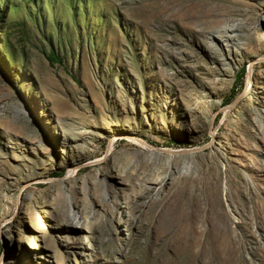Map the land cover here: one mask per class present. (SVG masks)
Instances as JSON below:
<instances>
[{
  "label": "rangeland",
  "instance_id": "1",
  "mask_svg": "<svg viewBox=\"0 0 264 264\" xmlns=\"http://www.w3.org/2000/svg\"><path fill=\"white\" fill-rule=\"evenodd\" d=\"M261 126L264 0H0V264H264Z\"/></svg>",
  "mask_w": 264,
  "mask_h": 264
},
{
  "label": "bare ground",
  "instance_id": "2",
  "mask_svg": "<svg viewBox=\"0 0 264 264\" xmlns=\"http://www.w3.org/2000/svg\"><path fill=\"white\" fill-rule=\"evenodd\" d=\"M220 41L224 40L226 43H233V39L230 37H227V38H224L223 36L219 38ZM228 57H230V54L227 53L226 54ZM232 57V56H231ZM252 81V80H251ZM251 81L249 80V89H250V83ZM248 89V90H249ZM252 90V89H251ZM261 123V122H260ZM263 123V122H262ZM262 128H264L263 126H261ZM264 130V129H263ZM170 152V151H169ZM4 261V264H16V261L14 259L11 258V256H8V257H3L2 258V262Z\"/></svg>",
  "mask_w": 264,
  "mask_h": 264
},
{
  "label": "trees",
  "instance_id": "3",
  "mask_svg": "<svg viewBox=\"0 0 264 264\" xmlns=\"http://www.w3.org/2000/svg\"><path fill=\"white\" fill-rule=\"evenodd\" d=\"M244 77H245V73L243 71L242 75L240 77H238V80H242V79H244Z\"/></svg>",
  "mask_w": 264,
  "mask_h": 264
}]
</instances>
